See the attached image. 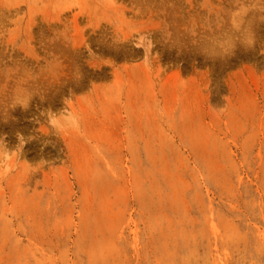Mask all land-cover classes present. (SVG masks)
Returning a JSON list of instances; mask_svg holds the SVG:
<instances>
[{
    "label": "rangeland",
    "instance_id": "rangeland-1",
    "mask_svg": "<svg viewBox=\"0 0 264 264\" xmlns=\"http://www.w3.org/2000/svg\"><path fill=\"white\" fill-rule=\"evenodd\" d=\"M18 134L0 264H264V0H0Z\"/></svg>",
    "mask_w": 264,
    "mask_h": 264
},
{
    "label": "clouds",
    "instance_id": "clouds-1",
    "mask_svg": "<svg viewBox=\"0 0 264 264\" xmlns=\"http://www.w3.org/2000/svg\"><path fill=\"white\" fill-rule=\"evenodd\" d=\"M259 9L248 7V11L243 14L242 24H241V32L244 27L247 25L248 14L249 12H256ZM246 37L241 36L240 39H236L233 41L232 47L230 49L221 48L219 53L220 57H226L232 54L234 48L236 47L237 41L243 44L245 47H252L255 44V34L253 33L251 37L250 43H245ZM33 95H26V103L16 102V105H21L25 109L29 106V102ZM58 113V114H57ZM43 115L46 116L47 124L49 129H51L52 133L56 136H60L61 133L65 131H74L77 130L80 126V115L79 113H72L67 109V106L63 109L58 110L57 112H53L51 109L43 112ZM19 143L14 148H9L5 139L0 137V178H4L9 175L12 171L15 170V167L18 166L19 161L21 160V152L26 143L23 136L18 134ZM23 140V143L21 142ZM19 148V151H17ZM31 169H29V173H31Z\"/></svg>",
    "mask_w": 264,
    "mask_h": 264
}]
</instances>
